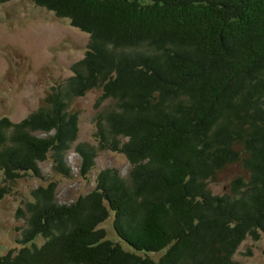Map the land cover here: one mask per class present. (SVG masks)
I'll use <instances>...</instances> for the list:
<instances>
[{"label":"trees","instance_id":"1","mask_svg":"<svg viewBox=\"0 0 264 264\" xmlns=\"http://www.w3.org/2000/svg\"><path fill=\"white\" fill-rule=\"evenodd\" d=\"M31 1L89 41L36 111L0 119V201L23 175L42 178L49 158L71 176L70 105L92 90L98 147L77 144L79 173L98 151L130 169L101 170L68 204L56 182L34 189L17 211L21 248L0 264H237L241 244L264 233V0ZM233 166L242 174L215 195Z\"/></svg>","mask_w":264,"mask_h":264},{"label":"rangeland","instance_id":"2","mask_svg":"<svg viewBox=\"0 0 264 264\" xmlns=\"http://www.w3.org/2000/svg\"><path fill=\"white\" fill-rule=\"evenodd\" d=\"M88 41V35L71 27L68 20L57 18L31 0L0 4V119L8 117L17 123L36 111L49 88L72 75L71 66L84 57ZM100 93L92 90L70 105V110L79 114L78 140L67 156L71 176L57 173L49 158L40 164L42 178L23 175L12 184L13 193L0 201V256L21 248L18 240L25 222L17 217V211L32 200V191L37 187L56 182L57 201L68 204L91 192L97 174L103 169L114 168L127 176L130 169L127 158L111 151L97 152L90 175L82 177L79 173L81 160L74 152L77 144L98 147L94 118ZM238 174L242 173L236 166L226 169L211 184L212 192L223 194ZM102 227L111 230V220ZM109 234L112 238L111 231ZM235 260L237 264H264V233L258 241L246 239L237 250Z\"/></svg>","mask_w":264,"mask_h":264}]
</instances>
